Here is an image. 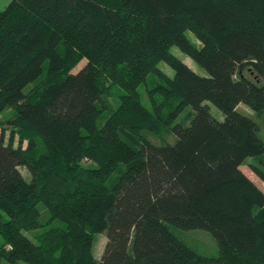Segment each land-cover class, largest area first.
<instances>
[{
  "label": "trees",
  "instance_id": "1",
  "mask_svg": "<svg viewBox=\"0 0 264 264\" xmlns=\"http://www.w3.org/2000/svg\"><path fill=\"white\" fill-rule=\"evenodd\" d=\"M239 102L264 109V0H9L0 112L11 107L33 136L0 135V264H264V191L241 168L264 139ZM186 104L189 122H174ZM163 128L171 141L149 138ZM168 223L209 230L218 253L197 252Z\"/></svg>",
  "mask_w": 264,
  "mask_h": 264
},
{
  "label": "rangeland",
  "instance_id": "2",
  "mask_svg": "<svg viewBox=\"0 0 264 264\" xmlns=\"http://www.w3.org/2000/svg\"><path fill=\"white\" fill-rule=\"evenodd\" d=\"M189 35L192 40H196L194 35L189 32ZM196 42L199 43L198 40ZM171 51L176 54L178 57H180L182 60H184L186 63L190 65L191 68H193L196 72L200 74H207L206 69L194 61L189 55H187L184 51H182L178 46L172 45ZM85 61V58H81L79 62L73 67L78 68L80 65H82ZM158 65L161 67V69L167 73L172 74L174 69L165 61H159ZM156 76L152 74L147 75V82H141L139 86V90L141 92V96L143 101L149 105V99L147 98V87L150 86L153 83V80ZM106 100L110 103L111 106H115L118 98H117V91L115 88L110 87L109 93L106 96ZM206 102L209 105L210 112L218 119L223 118V112L222 110L216 106L213 102L206 100ZM237 107L242 112L249 114L255 120L258 124V134L264 139V109L261 110H254L249 105H247L244 102H239L237 104ZM168 105L164 107V109H167ZM193 112V108L191 104H186L175 116L174 122L179 121L184 124L188 123L191 117V114ZM108 112L105 111L102 113V115L99 117L98 122L101 123L106 116ZM13 109L11 107H7L4 110L0 112V135L2 136L4 141H7L8 139H11L14 143H17L19 139H21L23 145L26 144L27 139L29 136H33V134L26 130L22 129L18 124H14L10 122L11 117H13ZM147 134L149 138L155 142H164V141H171L174 136L172 133H170L166 128L157 130V131H147ZM35 137V136H34ZM262 159V160H260ZM85 163L90 161H84ZM264 152L258 155H249L245 158V160L241 163V168L244 170L249 176L252 177V179L260 186L262 187V190L264 191V180L257 175L256 172H254L251 168V163H254L256 165H259L261 168H264ZM20 170L22 171L23 175L26 178H30V173L27 170L26 166L21 164L19 165ZM259 182V183H258ZM47 217V214L45 210L42 211L41 218ZM170 229L180 238L182 239L187 245H189L191 248L196 250L199 253L206 254V255H216L218 253V245L216 242L215 237L213 234L201 227H191V228H183L176 226L172 223H168ZM39 228L36 229H30L26 230V234L33 237L35 231H38ZM106 236L103 232H96L93 236V244H92V252L96 258H99L100 253L102 251L104 242H105ZM25 264V263H22Z\"/></svg>",
  "mask_w": 264,
  "mask_h": 264
},
{
  "label": "crops",
  "instance_id": "3",
  "mask_svg": "<svg viewBox=\"0 0 264 264\" xmlns=\"http://www.w3.org/2000/svg\"><path fill=\"white\" fill-rule=\"evenodd\" d=\"M9 0H0V8L1 7H3V6H5L6 5V3L8 2ZM260 160H262V159H260ZM254 164V163H253ZM251 177V176H250ZM252 178V177H251ZM259 183V182H258ZM262 188V187H261Z\"/></svg>",
  "mask_w": 264,
  "mask_h": 264
}]
</instances>
